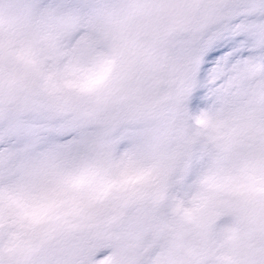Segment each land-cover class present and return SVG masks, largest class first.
<instances>
[{
  "label": "snow or ice",
  "instance_id": "6c2138e0",
  "mask_svg": "<svg viewBox=\"0 0 264 264\" xmlns=\"http://www.w3.org/2000/svg\"><path fill=\"white\" fill-rule=\"evenodd\" d=\"M0 264H264V0H0Z\"/></svg>",
  "mask_w": 264,
  "mask_h": 264
}]
</instances>
